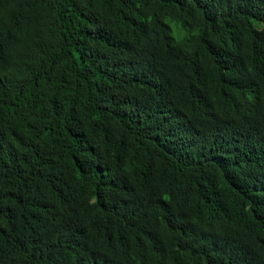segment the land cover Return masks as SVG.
<instances>
[{
    "label": "trees",
    "instance_id": "1",
    "mask_svg": "<svg viewBox=\"0 0 264 264\" xmlns=\"http://www.w3.org/2000/svg\"><path fill=\"white\" fill-rule=\"evenodd\" d=\"M0 264H264V0H0Z\"/></svg>",
    "mask_w": 264,
    "mask_h": 264
},
{
    "label": "rangeland",
    "instance_id": "2",
    "mask_svg": "<svg viewBox=\"0 0 264 264\" xmlns=\"http://www.w3.org/2000/svg\"><path fill=\"white\" fill-rule=\"evenodd\" d=\"M171 25H172V28L174 29V31H176L177 30V22L176 21H172L171 22Z\"/></svg>",
    "mask_w": 264,
    "mask_h": 264
}]
</instances>
